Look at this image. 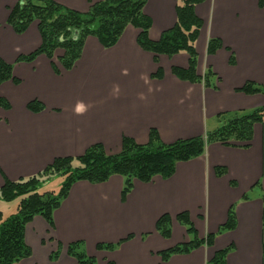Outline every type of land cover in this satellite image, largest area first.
<instances>
[{
    "label": "crops",
    "instance_id": "1",
    "mask_svg": "<svg viewBox=\"0 0 264 264\" xmlns=\"http://www.w3.org/2000/svg\"><path fill=\"white\" fill-rule=\"evenodd\" d=\"M18 1L0 0V59L13 65L20 80L0 84V96L10 104L0 107V187L5 180L37 174L57 157L80 156L96 143L108 154L118 153L123 137L146 144L150 129H155L160 141L169 144L204 136L220 125L219 114L264 107V0L262 5L259 0H204L195 5L202 22L194 44L195 71L202 76L210 69L215 87L172 73L173 66L188 67L185 52L160 54L155 62L154 54L137 44L139 29L132 25L109 48L88 36L71 69L56 63L59 74L44 54L31 63L17 62L41 42L35 21L22 34L6 23L9 8ZM53 1L86 12L102 0ZM143 11L151 19L152 40L176 22V0H146ZM213 38L221 46L208 54ZM158 67L162 76L153 77ZM247 81L260 91H239ZM33 99L44 109L29 110L27 103ZM216 166H224L226 173L217 176ZM122 184L118 174L100 183L74 182L54 209L51 225L40 215L25 225L24 242L31 255L16 264H79L67 253L68 245L76 242L96 264H208L216 251L229 246L223 264H264V118L254 124L248 148L210 142L202 155L177 162L169 178L135 179L124 198ZM232 205L235 228L218 233ZM183 211L199 238L214 234V239L211 245L163 261L159 251L189 239L176 219ZM163 214L170 219L168 238L156 230ZM103 243L118 245L97 249ZM55 250L58 258L50 260Z\"/></svg>",
    "mask_w": 264,
    "mask_h": 264
},
{
    "label": "trees",
    "instance_id": "2",
    "mask_svg": "<svg viewBox=\"0 0 264 264\" xmlns=\"http://www.w3.org/2000/svg\"><path fill=\"white\" fill-rule=\"evenodd\" d=\"M145 1L102 0L91 4L88 11L79 12L53 0H19L9 8L6 23L15 33L22 34L32 21H37L41 42L37 49L27 55H19L16 61L29 62L39 54H44L51 60L54 50L61 47L64 53L58 60L63 69L69 70L80 58L84 41L88 36L96 37L103 47L109 48L117 42L125 27L132 25L139 29L137 44L142 49L152 52L155 62H158L157 58L160 54L171 56L185 52L188 55V67L184 69L173 66L172 73L182 80L202 82L205 86L215 87L210 69H207L202 76L197 75L195 71L197 57L194 44L202 22L195 14L194 7L204 0H176V22L170 29L163 31L157 40L149 37L151 19L143 11ZM259 4L262 5L263 0H259ZM220 46L219 39H210L206 51L208 54H213ZM230 63H233L232 57ZM51 64L54 71L59 74L57 66L52 61ZM11 70L12 65L0 59V84L10 78L15 82L18 81L12 77ZM152 76L161 77V68L158 67ZM238 90L256 93L260 88L253 82L247 81ZM0 107L5 109L10 107L8 100L2 96H0ZM27 108L39 112L44 109V105L39 100L33 99L27 103ZM218 117L221 121L220 125L207 131L204 136L178 139L166 144L160 141L155 129H150L146 144H138L129 137H123L120 151L108 154L101 144L96 143L88 147L80 156L55 158L35 175L15 181L5 180L0 187V199L9 202L19 198V202L16 212L8 217H3L0 211V264H16L31 255L29 247L24 242L25 225L35 215L42 216L51 225L54 209L67 196L74 182L86 180L100 183L108 180L111 175L118 174L123 179L121 197L124 198L132 189L135 179L149 182L154 176L169 178L174 173L177 162L202 155L207 143L219 142L227 146L248 148L254 124L263 121L264 107L232 114L223 113ZM214 171L217 176H222L226 173V168L216 166ZM56 173L64 177L58 194L39 192L40 184ZM176 219L184 226L189 239L159 251L158 254L163 261L173 254H187L202 244L211 245L214 239V234L198 238L186 211L177 214ZM169 220L168 215L163 214L156 221V230L164 238H168L171 233ZM235 223L232 205L228 210L226 222L219 226L217 232L232 230L235 228ZM262 223L264 226V207ZM128 238H131V235ZM117 245L118 243L97 244V249L112 250ZM231 248L232 246H229L216 251L208 264H223ZM67 253L79 264H96V260L84 252L80 242L69 244ZM58 255V250H55L49 258L56 260Z\"/></svg>",
    "mask_w": 264,
    "mask_h": 264
},
{
    "label": "rangeland",
    "instance_id": "3",
    "mask_svg": "<svg viewBox=\"0 0 264 264\" xmlns=\"http://www.w3.org/2000/svg\"><path fill=\"white\" fill-rule=\"evenodd\" d=\"M32 22H34V21H32ZM35 22L37 23V21H35ZM63 53H64L63 49L61 47H58V48H56L54 50V55H53V58L51 60L46 55L45 56L50 60V63H51V61L54 63V65H56V63H58V65L60 67H62L60 62H59V60H58V58L61 57L63 55ZM36 57L32 61H29V62H27V61H20V62L31 63V62H33L36 59ZM51 66H52V64H51ZM59 66H57V68ZM58 70H59V68H58ZM11 74H12V77L16 78L18 81L15 82L11 78L6 80V81H11L14 84H19L20 80L13 74V65H12ZM56 74H58V73H56ZM6 81H4V82H6ZM4 82H2V83H4ZM8 103H9V101H8ZM63 181H64V177L61 174H59V173L53 174L52 176L50 175L47 178L46 182L40 184V187H39L40 189H38V190H39V192H43V193L44 192H47V193L51 192L52 195L53 194H58V192H59V190H60V188L62 186ZM254 189H255L254 191H256V189H259V187L256 186ZM18 202H19V198L15 199L13 201H9V202H6V201H3V200L0 199V211L3 213V216L4 217H8V216L14 214L16 212L17 208H18L17 207Z\"/></svg>",
    "mask_w": 264,
    "mask_h": 264
}]
</instances>
